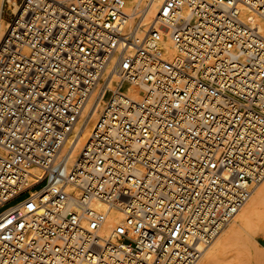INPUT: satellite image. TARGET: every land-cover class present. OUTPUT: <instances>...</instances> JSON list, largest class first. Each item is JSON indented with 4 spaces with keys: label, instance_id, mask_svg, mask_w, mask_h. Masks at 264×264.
Wrapping results in <instances>:
<instances>
[{
    "label": "built area",
    "instance_id": "1",
    "mask_svg": "<svg viewBox=\"0 0 264 264\" xmlns=\"http://www.w3.org/2000/svg\"><path fill=\"white\" fill-rule=\"evenodd\" d=\"M127 1L5 0L0 264H194L264 179V0Z\"/></svg>",
    "mask_w": 264,
    "mask_h": 264
},
{
    "label": "bare ground",
    "instance_id": "2",
    "mask_svg": "<svg viewBox=\"0 0 264 264\" xmlns=\"http://www.w3.org/2000/svg\"><path fill=\"white\" fill-rule=\"evenodd\" d=\"M162 2L163 0H156L148 15V20L155 15ZM4 3L5 0H0V38L6 31L9 24V20H5L3 18ZM9 4L10 6L8 8L15 13L18 6V0H9ZM130 7L131 2L128 0L127 8L129 9ZM243 12L244 20L249 25L258 28L264 36V20L255 15L252 11L244 10ZM133 22L134 20L130 22L131 25ZM164 47L167 50H171L169 42H165ZM117 81V78H115L113 80V84L116 85ZM122 91L134 100L139 99L140 90L135 87L129 85ZM105 102L106 99L103 98L96 111L93 114H90L83 124L82 121L80 122V130L76 141L71 147V159L69 162H73L83 148L98 118L99 112L105 106ZM46 176L47 173L43 169L32 166L29 169V178L25 190L32 189L42 183ZM67 190L76 198L81 197V193L77 188L69 186ZM31 196L32 197L18 209L21 214L29 213L34 209L37 201L36 193L33 190L31 191ZM2 205L3 204H0V207ZM99 207L105 208L101 204H99ZM123 222L124 215L120 208H110L103 227L104 233L108 234L110 231L121 227ZM260 227L264 228V179L256 187H254L247 202L239 209L232 219L224 225L209 246L203 249L201 255L194 264H249L247 260L248 245L250 243L249 239L254 230Z\"/></svg>",
    "mask_w": 264,
    "mask_h": 264
},
{
    "label": "rangeland",
    "instance_id": "3",
    "mask_svg": "<svg viewBox=\"0 0 264 264\" xmlns=\"http://www.w3.org/2000/svg\"><path fill=\"white\" fill-rule=\"evenodd\" d=\"M3 18L5 20L9 19V15L7 12V6L5 3H4ZM41 188L42 186H40L38 190ZM25 198L26 196L21 197L20 199L7 205L1 211L7 209L8 207L18 204L19 202L23 201ZM249 240H250V243L248 245V257H247L249 264L264 263V228L260 227V228L255 229Z\"/></svg>",
    "mask_w": 264,
    "mask_h": 264
}]
</instances>
